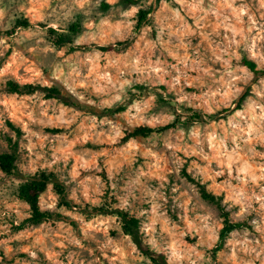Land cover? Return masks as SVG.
Returning <instances> with one entry per match:
<instances>
[{
	"label": "rangeland",
	"instance_id": "obj_1",
	"mask_svg": "<svg viewBox=\"0 0 264 264\" xmlns=\"http://www.w3.org/2000/svg\"><path fill=\"white\" fill-rule=\"evenodd\" d=\"M71 25L83 49L54 48L46 29ZM242 59L264 69V0H0V155L16 167L0 170V264H151L98 211L110 197L163 264H264V75ZM8 81L57 86L80 107ZM180 107L211 118L123 141L173 108L184 120ZM40 171L54 176L40 208L60 218L19 230L17 189ZM223 213L240 227L219 244Z\"/></svg>",
	"mask_w": 264,
	"mask_h": 264
},
{
	"label": "trees",
	"instance_id": "obj_2",
	"mask_svg": "<svg viewBox=\"0 0 264 264\" xmlns=\"http://www.w3.org/2000/svg\"><path fill=\"white\" fill-rule=\"evenodd\" d=\"M146 12L139 11L137 13L138 17V25L145 20ZM30 27V24L27 20L24 19H17L15 21L14 29H23L26 30ZM77 25H71L68 28L67 33L65 32H59L55 29L47 28L46 34L48 38L51 40V44L54 48L60 49L66 45L69 46V50L71 52L79 51L83 49V47L79 46H73L71 42V37L77 32ZM104 51L105 49H101ZM241 65L245 67L250 73L254 75H264V69L260 70L257 69L256 64L254 62L248 61L246 59L241 60ZM6 88L8 93L16 94L19 96L22 95H31L35 93L36 91H40L44 93V96L46 98H54L62 103H64L67 106H71L74 108H79L80 106L71 100L70 97H65L62 93V90L57 86H39V85H33V84H19L17 82L8 81L6 83ZM137 90H139L140 93H142L146 88L142 85H136L135 87ZM126 110L124 106H119L115 108H106L100 113H95V116L98 118L101 117H109L115 114L122 113ZM178 110H181L184 114L186 113L187 116L184 118V120H181L183 116H181L180 113H178L177 109H172V115H173V121L170 123H167L163 126L158 127H148V126H137L133 130L128 131L125 133V136L123 137V141H127L129 139L134 138H147L150 137L153 134L162 133L168 130L175 129L178 125L185 126L186 124H204L206 120H209L211 118L210 115H205L198 113L192 109H185L183 107H180ZM10 128L13 131H16V129L10 125ZM55 132H59L58 130H55ZM10 141V140H9ZM15 156L13 154H1L0 155V170L7 176H11L15 173L16 167H15ZM185 177L190 182H194V180L185 173ZM54 176L51 173H46L44 171L38 172L33 178L25 180L22 184L19 185L17 189V198L24 202L29 209V217L22 221L21 225L19 226V230L22 229L25 226H34L39 225L42 223H48L52 222L54 220H57L60 218V215L58 213H52L48 211H44L40 208L39 201L41 194L45 192L47 189V186L53 182ZM201 197L217 206H219L218 199L212 195L211 193L207 192L202 185H198ZM54 188H56L57 194H62V189H59L57 185H54ZM112 201L113 198L110 197V201L107 204H104V207H99L98 211L100 214L103 215H110L116 218L120 231L124 236H127L131 239L132 243L135 245L137 250L145 256L151 264H163L162 256L158 253H155L150 250L148 245H146L141 236L140 232V222L139 219L130 215L128 212L112 207ZM65 207H70V205L63 201L61 203ZM224 221H223V228L219 232V244L227 237V235L232 232L233 230L240 227V225L232 223L229 221L227 214L223 213Z\"/></svg>",
	"mask_w": 264,
	"mask_h": 264
}]
</instances>
